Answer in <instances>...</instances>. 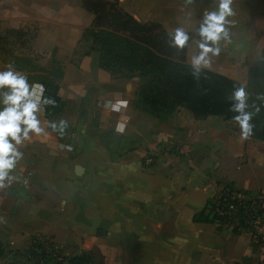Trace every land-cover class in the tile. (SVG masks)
Wrapping results in <instances>:
<instances>
[{
	"label": "crops",
	"instance_id": "obj_1",
	"mask_svg": "<svg viewBox=\"0 0 264 264\" xmlns=\"http://www.w3.org/2000/svg\"><path fill=\"white\" fill-rule=\"evenodd\" d=\"M121 2L141 22L192 34L185 63L240 83L251 104L264 0ZM92 21L80 0H0V253L40 236L65 258L46 264H264V222L253 242L199 217L223 183L264 195V140L241 119L178 107L161 120L141 109L146 77L101 66ZM31 24L37 35L20 55L46 71L53 59L61 72L48 110L47 83L28 80L3 44ZM12 260L0 264H27Z\"/></svg>",
	"mask_w": 264,
	"mask_h": 264
},
{
	"label": "trees",
	"instance_id": "obj_2",
	"mask_svg": "<svg viewBox=\"0 0 264 264\" xmlns=\"http://www.w3.org/2000/svg\"><path fill=\"white\" fill-rule=\"evenodd\" d=\"M80 1L82 7L93 14L95 28L91 29L90 36L99 49L101 66L113 72L130 75L137 72L146 77L137 92L141 109L161 120L178 107L190 111L195 119L211 115L228 121L241 119L248 123L252 138L264 140V119L251 117V106L244 101L243 85L185 63L186 44L192 34H169L158 23L141 22L125 11L119 0ZM60 73L57 69L55 78ZM56 90L55 79H50L47 95L41 102L46 110L57 107ZM225 185L234 187L231 183ZM199 217L210 222L205 207ZM89 260L74 257L69 262L87 264Z\"/></svg>",
	"mask_w": 264,
	"mask_h": 264
},
{
	"label": "built area",
	"instance_id": "obj_3",
	"mask_svg": "<svg viewBox=\"0 0 264 264\" xmlns=\"http://www.w3.org/2000/svg\"><path fill=\"white\" fill-rule=\"evenodd\" d=\"M35 100L39 102L41 96L37 95ZM152 160V155L147 153L144 157L145 165ZM205 215L219 228L227 227L236 233H246L251 241L258 242L261 240L260 231L264 222V195L250 194L223 183L205 205ZM2 247L0 261L5 263L17 256L27 264L62 263L65 260L62 246L49 237H32L23 251L8 245Z\"/></svg>",
	"mask_w": 264,
	"mask_h": 264
},
{
	"label": "rangeland",
	"instance_id": "obj_4",
	"mask_svg": "<svg viewBox=\"0 0 264 264\" xmlns=\"http://www.w3.org/2000/svg\"><path fill=\"white\" fill-rule=\"evenodd\" d=\"M119 4L122 8L124 7L121 0H119ZM91 27L95 28L93 24ZM36 31L37 26L35 24H31V26L26 28V32L6 36L3 39V44L7 47L9 53L16 58L15 62L17 63V66L22 70L26 69L28 71V80L35 82L44 80L46 84L47 80L56 76L58 64L51 59V70L46 71L45 68H41L36 62H31V60L20 55L22 53L21 48L31 42V40L37 35ZM83 40L90 43V38L88 37L83 38ZM32 57H34L37 61L41 58H46L43 54H36ZM250 96L251 117L258 120L264 119V56L263 59L250 70Z\"/></svg>",
	"mask_w": 264,
	"mask_h": 264
}]
</instances>
